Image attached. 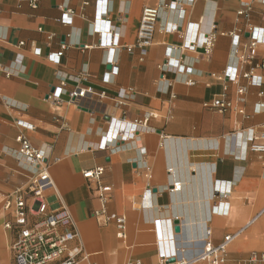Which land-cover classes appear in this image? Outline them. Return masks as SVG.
Wrapping results in <instances>:
<instances>
[{"label": "crops", "instance_id": "obj_1", "mask_svg": "<svg viewBox=\"0 0 264 264\" xmlns=\"http://www.w3.org/2000/svg\"><path fill=\"white\" fill-rule=\"evenodd\" d=\"M65 7L74 13L63 23ZM145 7L159 16L142 47ZM262 13L257 0H0V264H15L14 232L3 225L14 207L2 203L36 172L18 152L19 135L51 163L55 188L46 193L72 215L75 264H159L161 250L190 259L203 250L206 227L213 244L240 230L222 264L264 251V150L256 147L264 145V43L252 57L247 48L264 30ZM77 86L103 98L86 96L78 107L66 95ZM238 87L245 94L235 102ZM51 91L59 103L46 99ZM215 97L235 107L204 106ZM96 166L112 186L107 211L125 215L124 240L92 215L99 201L83 171Z\"/></svg>", "mask_w": 264, "mask_h": 264}, {"label": "built area", "instance_id": "obj_2", "mask_svg": "<svg viewBox=\"0 0 264 264\" xmlns=\"http://www.w3.org/2000/svg\"><path fill=\"white\" fill-rule=\"evenodd\" d=\"M239 1L246 7L255 0ZM257 1H260L263 5L262 19H264V0ZM29 3L32 7H36L37 0H29ZM244 11H239V14L244 13ZM73 13L74 10L65 7L60 21L63 23L69 21V17ZM158 16L159 10L157 8L145 7L142 9L136 35L137 45L142 47L151 45ZM251 32L255 33V31ZM258 32V37H252V40L247 44L250 57L254 55L257 44L264 43V30L259 29ZM19 43L22 44L21 42ZM64 48L65 46H62V49ZM61 53L62 50L57 52L56 57L60 56ZM230 56L233 70H236L240 61L239 56H237V46L233 47ZM260 66L264 68V61L260 63ZM242 74L251 83H259V78L256 75L248 71ZM223 75L225 80L228 81L230 79V75L228 76L226 73ZM188 84H193V82L188 81ZM236 92L237 97L235 102L242 101L245 94L244 88L238 87ZM60 95L61 93L51 91L45 97L47 100L59 103L62 100ZM66 95L68 97L67 100L81 107V104L78 103L80 99L92 95L103 98L104 93H96L89 86H77L68 91ZM204 106L211 109L214 108L221 112L235 107L231 99L229 100L223 97H215L211 102L204 103ZM258 107L264 108V104H259ZM236 111L247 117V114L241 108H236ZM261 137L264 139V129ZM17 141L19 142V154L34 167L36 172L28 186L15 190L12 199L11 197H6L2 203L5 209L10 210L12 205L14 207L13 220L6 221L3 224L5 229L13 230L14 232V237L10 242L12 259L15 264H75L77 262L76 255L79 253L80 248H69L70 241L76 239L78 235L72 215L70 211L61 205L55 194L54 198L51 199L46 193L48 188H55L50 176L49 168L51 163L46 161L44 153L36 145L31 143L27 137L19 135L17 136ZM256 147L264 150V145H256ZM103 171L104 168L101 166L87 168V170L83 171V177L88 182H93L99 201V207L93 211L92 215L99 223L106 224L113 222L116 225V236L120 240H124L127 231L125 215L107 211L106 202L112 186L100 183V177ZM171 185L172 191H177L181 187L179 182H174ZM262 212H264V208L257 215ZM239 232L240 230L233 234L225 235L222 241L213 244L209 238L210 229L206 227L203 236L205 240L204 248L197 256L190 259L184 257H179L178 259L175 257L174 251L168 253L161 250L158 255L159 264H197L198 262L222 264L227 259L226 255L229 244ZM170 259H173V261H169ZM89 264L97 263L90 262ZM124 264L140 263L128 260ZM236 264H264V251L253 250L246 257L237 259Z\"/></svg>", "mask_w": 264, "mask_h": 264}, {"label": "rangeland", "instance_id": "obj_3", "mask_svg": "<svg viewBox=\"0 0 264 264\" xmlns=\"http://www.w3.org/2000/svg\"><path fill=\"white\" fill-rule=\"evenodd\" d=\"M0 206H1V203H0ZM262 249H264V248H262ZM230 251V247L227 249V258H228V252Z\"/></svg>", "mask_w": 264, "mask_h": 264}, {"label": "water", "instance_id": "obj_4", "mask_svg": "<svg viewBox=\"0 0 264 264\" xmlns=\"http://www.w3.org/2000/svg\"><path fill=\"white\" fill-rule=\"evenodd\" d=\"M176 224L178 223V222H175ZM176 230H177V228H176ZM169 261H173V259H170Z\"/></svg>", "mask_w": 264, "mask_h": 264}]
</instances>
